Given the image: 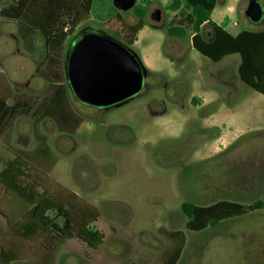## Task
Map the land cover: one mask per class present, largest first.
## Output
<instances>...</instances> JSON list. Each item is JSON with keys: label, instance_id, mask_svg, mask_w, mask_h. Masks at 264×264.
<instances>
[{"label": "rangeland", "instance_id": "obj_1", "mask_svg": "<svg viewBox=\"0 0 264 264\" xmlns=\"http://www.w3.org/2000/svg\"><path fill=\"white\" fill-rule=\"evenodd\" d=\"M259 1L264 8V0ZM171 2L136 1L146 10V25L133 44L127 28L138 21L134 7L105 18L102 5V12L79 27L76 34L89 26L113 35L139 55L149 72L133 99L98 108L74 95L64 64L65 121L36 113L52 89L39 71L45 57L41 36L1 21L0 96L8 104L15 97L32 98V107L2 125L0 169L17 156L28 159L50 191L75 192L99 210L94 227L104 232L105 241L95 250L70 239L51 260L39 238L17 232L28 207L0 183V264H163V252L172 243L161 228L186 233L178 264H264V205L203 231L186 228L184 201H264V104L253 100L248 91L258 94L243 84L245 98L234 100L245 102L243 109L255 116L227 126L229 139L214 138L219 126L203 121L207 108L196 105L194 94L218 88L223 96L226 88L208 79L216 64L193 47L191 29L184 37L170 33V27L181 23L179 12L169 8ZM248 3L222 0L214 18H226L233 33L241 31ZM155 10L161 11L159 22L151 17ZM201 32L207 37L208 27ZM73 36L65 45V59Z\"/></svg>", "mask_w": 264, "mask_h": 264}, {"label": "trees", "instance_id": "obj_2", "mask_svg": "<svg viewBox=\"0 0 264 264\" xmlns=\"http://www.w3.org/2000/svg\"><path fill=\"white\" fill-rule=\"evenodd\" d=\"M98 1L101 5L96 8ZM217 2L218 0H172L169 8L179 12L181 23L170 27V33L184 37L191 29L193 47L214 62L226 55L239 53L241 80L264 94V29H243L236 35L230 33L211 18ZM102 5L107 9L103 15L105 18L119 15L113 0H10L1 8V20L16 22L27 33H36L42 38L45 57L39 71L52 83V89L37 104L36 113L40 116H55L65 121L68 114L67 109H62L65 104V45L94 13L102 12ZM133 9L138 21L127 28L132 34L129 38L131 44L137 41L138 33L146 25L144 7L135 5ZM204 24L213 29L207 37L201 32ZM31 101L32 98L26 100L19 96L14 98L13 104H8V100L0 96V129L8 117L27 114L32 107ZM44 181L42 172L33 170L28 159L22 156L6 160L0 169V183L8 193L21 199L28 207L24 222L17 227L19 235L27 239L39 238L43 246L51 251V260L54 253L73 238L86 243L91 249H99L105 241L104 232L94 227L100 216L99 210L81 201L75 192L50 191L44 186ZM263 205L264 201L261 199L253 203L221 199L209 205L184 201L181 209L187 217L186 228L190 231H203L222 221L252 213ZM161 231L172 243V248L163 252V264H177L186 245V233L183 230L162 228ZM9 254L16 252H8L7 255Z\"/></svg>", "mask_w": 264, "mask_h": 264}, {"label": "water", "instance_id": "obj_3", "mask_svg": "<svg viewBox=\"0 0 264 264\" xmlns=\"http://www.w3.org/2000/svg\"><path fill=\"white\" fill-rule=\"evenodd\" d=\"M137 0H113L119 10H128ZM247 18L258 22L264 15L259 0H249ZM151 17L161 20V11ZM148 68L128 45L106 32L81 29L69 45L65 73L74 95L83 103L98 108L121 106L137 96L145 85Z\"/></svg>", "mask_w": 264, "mask_h": 264}, {"label": "crops", "instance_id": "obj_4", "mask_svg": "<svg viewBox=\"0 0 264 264\" xmlns=\"http://www.w3.org/2000/svg\"><path fill=\"white\" fill-rule=\"evenodd\" d=\"M222 0H218L217 5ZM10 0H0V10L3 6L7 5ZM217 5L212 13V20L221 26L222 28L226 29V18L220 17L214 18V13L216 11ZM0 19V23H1ZM245 22L244 29L251 30V31H262L264 29V22L258 21L253 22L247 18ZM208 27V33L212 32V26L204 24L202 26L201 31H203L204 27ZM230 33L236 35L238 32H231ZM212 61V60H211ZM216 64L215 67H212L209 70V80L211 83L215 85H222L226 88L225 94L222 96L218 88H214L213 90L208 91L205 95L194 94L197 96L196 98V105L200 107L205 106L207 109L206 112L203 113V121L208 123V125L219 126L218 133L215 135L216 140H226L228 132L226 131L227 126L232 128V125L238 123V121L248 120L249 118L255 116L251 115L250 112L245 111L243 108L245 102L243 104L239 102H235L234 97H239L238 100L245 98V88L243 84L245 83L241 80L239 75V66L241 64V55L239 53H232L226 55L223 59L218 62H214ZM248 86V85H247ZM249 87V86H248ZM251 88V87H250ZM254 90L253 88H251ZM248 91V90H247ZM258 95L255 93L248 94L251 98L255 101H261L264 104V94L259 93L258 91L254 90ZM225 99V100H224ZM222 126V127H221ZM179 263V262H178ZM177 263V264H178Z\"/></svg>", "mask_w": 264, "mask_h": 264}, {"label": "flooded vegetation", "instance_id": "obj_5", "mask_svg": "<svg viewBox=\"0 0 264 264\" xmlns=\"http://www.w3.org/2000/svg\"><path fill=\"white\" fill-rule=\"evenodd\" d=\"M87 27H88V26H87ZM84 28H85V27H84ZM82 29H83V28H82ZM76 35H77V34H76ZM74 37H75V36H73V39H74ZM72 42H73V40H72ZM144 86H145V85H144Z\"/></svg>", "mask_w": 264, "mask_h": 264}]
</instances>
